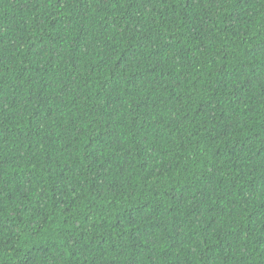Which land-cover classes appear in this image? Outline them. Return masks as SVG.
Segmentation results:
<instances>
[{
	"label": "trees",
	"instance_id": "1",
	"mask_svg": "<svg viewBox=\"0 0 264 264\" xmlns=\"http://www.w3.org/2000/svg\"><path fill=\"white\" fill-rule=\"evenodd\" d=\"M0 264H264V0H0Z\"/></svg>",
	"mask_w": 264,
	"mask_h": 264
}]
</instances>
